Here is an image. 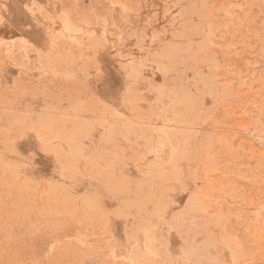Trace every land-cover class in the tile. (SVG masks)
<instances>
[{
	"label": "rangeland",
	"instance_id": "1",
	"mask_svg": "<svg viewBox=\"0 0 264 264\" xmlns=\"http://www.w3.org/2000/svg\"><path fill=\"white\" fill-rule=\"evenodd\" d=\"M0 264H264V0H0Z\"/></svg>",
	"mask_w": 264,
	"mask_h": 264
}]
</instances>
